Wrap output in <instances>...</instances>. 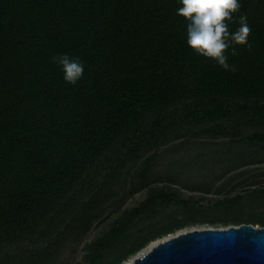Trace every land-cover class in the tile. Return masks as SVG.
Listing matches in <instances>:
<instances>
[{"label": "trees", "instance_id": "1", "mask_svg": "<svg viewBox=\"0 0 264 264\" xmlns=\"http://www.w3.org/2000/svg\"><path fill=\"white\" fill-rule=\"evenodd\" d=\"M239 3L229 30L246 15L252 50L229 48L231 72L187 45L179 0H0V264H69L105 220L83 264L188 226H264V0Z\"/></svg>", "mask_w": 264, "mask_h": 264}, {"label": "water", "instance_id": "2", "mask_svg": "<svg viewBox=\"0 0 264 264\" xmlns=\"http://www.w3.org/2000/svg\"><path fill=\"white\" fill-rule=\"evenodd\" d=\"M128 264H264V226H205L153 241Z\"/></svg>", "mask_w": 264, "mask_h": 264}, {"label": "clouds", "instance_id": "3", "mask_svg": "<svg viewBox=\"0 0 264 264\" xmlns=\"http://www.w3.org/2000/svg\"><path fill=\"white\" fill-rule=\"evenodd\" d=\"M177 14L189 21L187 25V45L197 54L215 60L225 71L235 72L234 65L228 63L225 54L231 47V55H239L234 45L246 46L252 50L248 41L251 28L246 15L239 17V27L230 32L229 22L233 21V13L240 10L239 0H179ZM52 61L62 67L64 79L75 85L84 73L79 57L68 54L54 55Z\"/></svg>", "mask_w": 264, "mask_h": 264}, {"label": "rangeland", "instance_id": "4", "mask_svg": "<svg viewBox=\"0 0 264 264\" xmlns=\"http://www.w3.org/2000/svg\"><path fill=\"white\" fill-rule=\"evenodd\" d=\"M239 178L240 177L238 176V178L234 179L232 181V183L238 182V181L240 182ZM247 188L248 187H245V186L244 187L237 186L234 190L230 191V194H234L235 192L242 193L243 191L248 190ZM228 190H229V186H226L224 189H222V191H224V192H226ZM182 194H183V196L192 195L195 200H198L199 203H209V204L211 202H213L215 198H219L221 196V194H214L212 191L207 192V193H205V192L203 193V192H198V191L182 190ZM145 195H146V190L145 189L133 194L131 197H129L127 199V201L125 202L124 206L128 207V206H132V205L136 204L138 201L143 199L145 197ZM106 223H107V220L102 221V222H97V223H95L92 226V228L88 231V233L86 234V236L84 237L82 242H80V244L77 245L76 250H75V254H74V257H73V261L71 263H69V264H83L82 263V255L85 252L84 251L85 242H89L91 239H93L94 237L99 235L102 231H104L107 228V224ZM205 226H210V225L188 226V227L180 229V230H178V231H176L175 233H172V234H176V233H179V232L191 230V229H194V228H201V227H205ZM169 235H171V234H169ZM167 236L168 235H166L165 237H167ZM152 243H153V241L150 242L146 247H144L140 251L145 250L146 248L151 246ZM64 255H68V253H65ZM134 256L135 255H133L132 257H130L126 261H124L122 264H125V263L129 262Z\"/></svg>", "mask_w": 264, "mask_h": 264}, {"label": "bare ground", "instance_id": "5", "mask_svg": "<svg viewBox=\"0 0 264 264\" xmlns=\"http://www.w3.org/2000/svg\"><path fill=\"white\" fill-rule=\"evenodd\" d=\"M147 249H145V250H143L142 252H144V251H146ZM125 264H128V262L127 263H125Z\"/></svg>", "mask_w": 264, "mask_h": 264}]
</instances>
